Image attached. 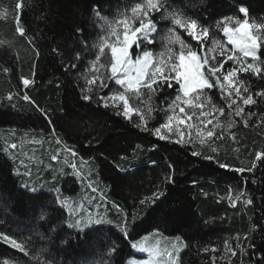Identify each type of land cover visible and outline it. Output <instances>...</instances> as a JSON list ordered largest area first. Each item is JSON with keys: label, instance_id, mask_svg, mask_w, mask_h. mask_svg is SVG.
I'll return each mask as SVG.
<instances>
[{"label": "trees", "instance_id": "obj_1", "mask_svg": "<svg viewBox=\"0 0 264 264\" xmlns=\"http://www.w3.org/2000/svg\"><path fill=\"white\" fill-rule=\"evenodd\" d=\"M144 2L0 0V264H125L133 255L131 242L154 233L180 239L177 264H256L264 248V162L257 157L264 154V96L257 95L264 91V28L255 61L261 73L238 69L229 93L218 87L193 93L209 113L213 135L177 143L152 134L168 119L176 90L129 92L136 111L127 118L116 114L123 113L120 105L97 102L118 89L109 49L101 52L100 20L132 19L135 27L139 19L131 9ZM160 4L146 17L155 25L148 36L152 43L144 41L141 48L152 53L154 64L177 63L179 36L197 52L206 77H211L210 67L222 74L237 69L226 57L241 56L226 39L224 25L217 27L223 17L243 20L238 7L244 5L249 24H264V0ZM172 14L208 28V35L200 37L203 46L173 23ZM131 52L140 50L134 45ZM21 78L34 84L25 87ZM102 81L107 88L100 87ZM237 91L243 98L251 94L256 103L244 105ZM84 94L92 97L90 103L82 100ZM237 106L243 108L240 116ZM37 107L51 115V124ZM236 168L245 171L230 170ZM169 175L175 183L167 182ZM21 183L42 189L33 192ZM154 193L164 195L153 203ZM249 198L250 205L245 203ZM68 203L85 214L92 209L115 225L72 229L64 208ZM249 243L252 248L241 255Z\"/></svg>", "mask_w": 264, "mask_h": 264}, {"label": "snow or ice", "instance_id": "obj_2", "mask_svg": "<svg viewBox=\"0 0 264 264\" xmlns=\"http://www.w3.org/2000/svg\"><path fill=\"white\" fill-rule=\"evenodd\" d=\"M30 3V0H29ZM96 8L97 6H93ZM145 6L137 3L132 9V13L134 14V17L136 19H139L140 23L138 27H132L127 21L123 22L124 26V32H123V40L119 41L118 44H109L108 47L111 49V65H110V71L111 76L116 77L117 73H126L125 77L123 79L117 80L116 83L120 85H124L127 82V89L133 90L137 94H139L140 89L142 87H145L149 90V93L155 91L156 89L164 90L167 89H174L176 90L177 94L175 97V102L181 101V93L183 97H188L190 93H195L197 90H203L205 88L212 89V88H219L221 93L224 92L225 86L223 83H221V75H223V80L227 81L229 84L232 82V78L235 77L237 69L232 68L229 69L227 74L219 73L217 67H210L208 68V72L211 73V77H206L205 74L201 71L202 64L201 61L197 59V52L193 50L190 46H186L184 41L179 38V36L176 37V41H178L181 45V51L180 55L178 57V63H171L170 65L165 66L164 62L161 61L160 64H157L155 67V70L151 73V76H148L147 69L149 64L152 63L151 57L152 53H150L147 50H143L141 48V45L144 43V41H147L148 43H152L151 40L148 39L149 31H155V25L152 22L151 19H147V22H145V18L148 17L149 11H159L160 7L162 5L160 4V0H147V10L143 12V16L140 15V10L143 9ZM23 8L21 9V11ZM239 13L244 15V19L240 20L238 17L235 16H225L222 18L221 21L217 23V27H220V24L222 23L224 26L222 28L223 33L227 36L228 42L234 45L236 48H240V50L244 53L245 56H251L253 58L254 63L247 64V66L241 65L239 71L247 72L251 71L255 75H259L262 71L259 64L255 63V61L258 60L257 51L259 48L258 43V37L257 35H253L251 29L253 26L257 28H264V24H249L248 20V8L244 5H240L238 7ZM97 15H99V12H97ZM173 15V23L176 25H179L182 27L187 34L195 41L199 42L201 46H203V41L200 40L201 35L207 36L208 35V28L203 27L199 25L197 20L194 19H188V20H181L179 17H177L175 14ZM229 21H234L238 27L232 28L228 26ZM200 29V31H197V29ZM26 30L21 29V34H23ZM82 32V30H78ZM140 34V35H138ZM113 35H116L115 32H113ZM141 36L143 39H141ZM119 40V37H117ZM214 43H218L217 41H214ZM135 45L137 50H140V54L136 55L135 61L131 58V52L130 50L133 49V46ZM188 47L187 55H185L184 48ZM103 47H101V52H103ZM99 59V57H97ZM226 60H236L237 63H240L238 58L234 56H227ZM205 63L207 61L205 60ZM223 65L221 64L220 67ZM74 67V66H73ZM133 70H135V75H133ZM7 71V70H6ZM174 74V75H173ZM148 76L147 80L145 77ZM212 77L215 79L213 80ZM21 82L25 87H30L32 84H34V80H29L27 78H21ZM155 85V88H154ZM101 88H107L108 84L107 82H101L100 83ZM245 92L248 91V89H244ZM258 96H264V91L257 93ZM237 97H241V93L239 91L236 92ZM199 99V97H197ZM244 105L248 104H255L256 101L252 98V95L249 94L246 98H243ZM24 99L30 103L32 101L30 100V97L25 95ZM111 99L109 96H102L97 101L98 103H101L103 107H108V101ZM119 99L124 101V110L123 113H120L119 111L116 113L117 115H123L124 117H128L129 114L133 111L128 106V100L123 94L119 95ZM82 100L86 103H90L92 100V97L88 94L82 95ZM184 103L191 106L192 100H185ZM235 104V101H232V104L229 105V107H232V105ZM171 107V105H170ZM37 112L40 113L42 118H45L49 124L52 123L51 115L47 112H44L43 110L36 108ZM181 112H184V108H180ZM219 111H223V109H219ZM243 112V108L240 106L236 107L235 115L240 116ZM203 115V113H202ZM251 115V114H249ZM143 120V117H141ZM169 121H171L172 117L168 118ZM139 127V125H137ZM161 128H168L169 131H171V128L169 127L168 123L162 124L160 127L155 128L152 130V134H159L161 132ZM213 135L212 131L208 132V136L211 137ZM159 139H166L164 136H159ZM177 143H185L184 141H177ZM14 147V145H13ZM139 147V146H138ZM193 156H201V153H198L196 151H193L191 153ZM257 157L261 162H264V154L257 153ZM204 159H213L212 156H203ZM52 159L55 160L56 156H52ZM219 167L221 168H229L230 166L227 163H219ZM256 167L255 164L252 165L251 168L248 169V171H252ZM232 171H236L239 173H243L245 171L244 168H236V169H230ZM166 180L169 184L175 183V178L171 175L166 177ZM33 192H35V189H32ZM164 194L163 193H154L153 197L151 198L153 200V203H155V200L160 199ZM230 202L235 206V201ZM58 203L60 201L58 200ZM141 203H144V201H141ZM246 204L250 205L252 204V200L249 198L245 201ZM96 224H101L100 220H97L95 222ZM255 230V229H254ZM261 231H264V225H261L260 228ZM125 236L128 235L126 227L122 229ZM248 239V237H246ZM264 239V237H262ZM132 248H137V244H132ZM252 248V245L249 243L248 247L246 249L241 250V255L244 254V252L248 251ZM116 251L115 248H112L109 250L110 253H114ZM207 251V249H205ZM260 252V256L256 260V264H264V248H260L258 250ZM236 253L233 252V255Z\"/></svg>", "mask_w": 264, "mask_h": 264}, {"label": "rangeland", "instance_id": "obj_3", "mask_svg": "<svg viewBox=\"0 0 264 264\" xmlns=\"http://www.w3.org/2000/svg\"><path fill=\"white\" fill-rule=\"evenodd\" d=\"M142 5H144L145 7L140 10L141 16H143V12L147 10V0H145V2ZM132 15L134 16L133 13ZM125 21H127L130 24V26L134 27L133 26L134 21L132 19L130 21L128 20ZM123 22H124L123 19L117 21H109V22L105 20L103 21L100 20L101 30H102V35L100 37V45L103 48L105 47L109 49L110 57H111V49L110 47H108V45L114 43L118 44L119 41L123 40V32H124ZM145 22H146V18H145ZM139 23L140 21H138V25L135 27H138ZM235 27H238V25L232 28ZM261 29L262 28H257L253 26L251 31L253 35H257L258 37L260 33L259 31ZM113 32H115L116 35H113ZM117 37H119V40L117 39ZM226 39L228 40L227 36ZM232 47L235 50H237L241 55L240 57L235 56L240 61V63H237L236 60H234L237 65V70L240 69L242 64L245 67L247 66V64H252L251 62L248 61L246 62L247 58H252L251 56H245L244 53L240 50V48H236L234 45H232ZM137 54L140 53L131 52V58L133 61H135ZM185 55H187V53ZM197 59L199 60L198 56ZM178 62L179 61L177 59V63ZM157 64L159 63L154 64L152 60V63L149 64L147 69L148 76H151V73L155 70ZM110 65H111V61H110ZM132 74L133 75L136 74L135 70H133ZM125 75L126 73L123 72L117 73L116 75L118 78L117 80L123 79ZM148 76L145 77L146 80ZM221 83L224 84L226 93H229V91L233 89V87L235 86V83H233V78H232V82L229 84L227 81H224L222 77ZM117 85H118L117 91L109 96L111 97V99H109L108 102L111 103L112 105H116V106L120 105L123 111L124 101L119 99V95L123 94L128 100L127 94L129 92H135V91L127 89V82L124 85H120L118 83ZM233 93H235V91ZM192 94L193 93H190L188 97H183L181 93V97H182L181 101H177L175 102V104L173 103L175 101L174 99L168 113V118L172 117V119L171 121L167 119L165 122L169 124L171 131H169L168 128H161V132L158 135L156 134V136L158 137L164 136L166 138L172 137L177 141H186L189 138H194L195 140L203 141L208 136V132L212 130V128L210 129L209 126L211 122L209 118L210 117L209 113L206 112V110H204L203 106L200 104L201 100L195 98V96L191 97ZM185 100H192V105L189 106L186 103H184ZM128 106L131 109H133L129 100H128ZM181 107L184 108V112L180 111ZM135 111L136 110L133 109V111L129 114V116L135 113ZM27 176H29V174H27ZM21 186L30 191H32V189H35L36 191L42 189L41 188L42 186H36V185L27 186L26 183H21ZM64 208L67 209V213L69 215L67 225L72 229L82 231L89 226L99 225L95 223L97 220H100L101 224L115 225L109 219L105 220L104 218L98 216L94 211H92V209L91 210L88 209V213L85 214L84 211H82V208H79L78 204L74 207H71L70 203H68L67 205H65ZM81 212H83L82 215L80 214ZM134 243L137 244V248L134 249L131 246L133 255L127 259L125 264H177L178 253L182 249V244L179 238L176 237L170 238L161 235L159 233L145 235L139 240L131 242V245ZM8 244L9 245L14 244L13 240L8 241Z\"/></svg>", "mask_w": 264, "mask_h": 264}]
</instances>
